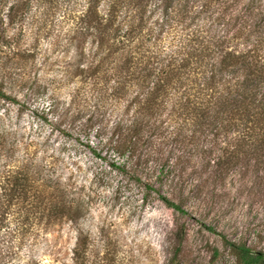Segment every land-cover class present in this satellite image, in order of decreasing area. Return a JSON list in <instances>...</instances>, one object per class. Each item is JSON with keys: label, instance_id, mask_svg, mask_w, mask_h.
Listing matches in <instances>:
<instances>
[{"label": "trees", "instance_id": "1", "mask_svg": "<svg viewBox=\"0 0 264 264\" xmlns=\"http://www.w3.org/2000/svg\"><path fill=\"white\" fill-rule=\"evenodd\" d=\"M32 1H13L9 23L21 20ZM37 2L48 7L49 17L66 5L64 18L72 27L59 45L77 49L61 76L23 81L31 93L49 98L33 109L37 118L110 167H184L180 174L198 167L224 179L233 172L247 181L252 176L246 189L264 195V0ZM8 62L0 61L3 101L11 99ZM65 86L68 91L59 93ZM92 130L109 157L92 145ZM37 174L26 165L0 172V264L23 263L21 250L38 233L33 228L84 214L82 196L60 177H51L47 186L54 190L45 194ZM185 236L176 231L169 264H180ZM223 241L236 264H264V249L225 235ZM87 247V237L80 236L72 264H117L110 249L88 256ZM218 255L215 249L212 262Z\"/></svg>", "mask_w": 264, "mask_h": 264}, {"label": "rangeland", "instance_id": "2", "mask_svg": "<svg viewBox=\"0 0 264 264\" xmlns=\"http://www.w3.org/2000/svg\"><path fill=\"white\" fill-rule=\"evenodd\" d=\"M13 1L0 0V41L11 40L0 43V61L8 59L11 81L5 86L11 99H0V172L26 165L33 176L41 171L36 183L45 194L54 190L47 186L51 177L58 176L84 200V214L77 220L33 228L38 233L21 250L22 264H72L80 236L88 239V256L108 248L117 264H169L177 230L186 234L180 264H236L223 235L264 249V195L246 189L252 176L247 181L232 172L225 179L214 178L198 167H187L184 174L179 173L184 167H110L75 138L37 118L33 109L49 98L31 93L23 81L61 76L77 58V49L75 44L59 45L72 27L64 18L65 4L49 17L48 7L33 0L25 16L10 24L7 9ZM24 50L31 55L14 54ZM93 133L92 145L109 157ZM160 194L184 211L168 206ZM215 249L219 255L212 262Z\"/></svg>", "mask_w": 264, "mask_h": 264}]
</instances>
